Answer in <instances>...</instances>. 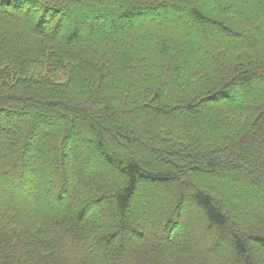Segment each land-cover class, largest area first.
Segmentation results:
<instances>
[{"label": "trees", "instance_id": "16d2710c", "mask_svg": "<svg viewBox=\"0 0 264 264\" xmlns=\"http://www.w3.org/2000/svg\"><path fill=\"white\" fill-rule=\"evenodd\" d=\"M0 264H264V0H0Z\"/></svg>", "mask_w": 264, "mask_h": 264}, {"label": "rangeland", "instance_id": "374dc122", "mask_svg": "<svg viewBox=\"0 0 264 264\" xmlns=\"http://www.w3.org/2000/svg\"><path fill=\"white\" fill-rule=\"evenodd\" d=\"M32 75H39V74H41V73H44V69H42V68H33V70H32ZM32 190V189H31ZM33 191V190H32Z\"/></svg>", "mask_w": 264, "mask_h": 264}]
</instances>
